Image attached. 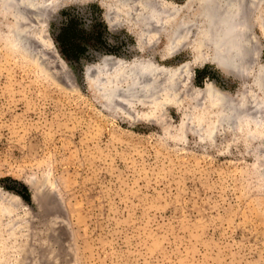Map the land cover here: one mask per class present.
Here are the masks:
<instances>
[{
	"label": "rangeland",
	"instance_id": "rangeland-1",
	"mask_svg": "<svg viewBox=\"0 0 264 264\" xmlns=\"http://www.w3.org/2000/svg\"><path fill=\"white\" fill-rule=\"evenodd\" d=\"M57 1L36 19L23 6L24 20L0 0V264H264V127L259 140L235 129L216 142L192 128L210 120L213 86L238 101L242 79L194 62L206 50L165 58V33L141 43L124 5L108 0L113 15L103 0ZM22 21L35 41L23 39L28 52L8 36ZM248 21L256 68L264 0ZM105 57L151 59L180 86L162 90L157 69L160 90L131 100L120 83L108 107L85 75ZM254 78L243 79L248 88Z\"/></svg>",
	"mask_w": 264,
	"mask_h": 264
},
{
	"label": "bare ground",
	"instance_id": "bare-ground-1",
	"mask_svg": "<svg viewBox=\"0 0 264 264\" xmlns=\"http://www.w3.org/2000/svg\"><path fill=\"white\" fill-rule=\"evenodd\" d=\"M1 1L4 5H10L12 7L9 9L10 7L7 6L9 9H7V11L14 12H12V14H15L16 9L18 12H22V10L20 11V8L22 9L24 6L25 9H28V11H32L31 14L34 13L32 16H35L34 19H36L35 14H41L42 16V13H44V15H46V7H48L47 9L50 7L51 11L52 9L55 10L57 3H59L57 0H16L22 4V6L20 4L19 6H16L17 3L13 2L14 0ZM111 1V4L115 5V7L117 6V9L118 6L122 7L123 5L127 7V9H123L124 6L120 8L122 10L121 12L124 11V14L126 12L128 13V22L133 25L134 29L138 33V39L141 41V43L144 44L145 40L153 35L165 33V40L167 43H169L167 50L168 52H166L165 58L171 56L174 51L188 46L196 53H199L201 50V52L204 50L209 53L211 52V56L209 57L205 55L203 56V54L202 56H197L194 62L206 61L212 63L225 75L232 76L239 80L243 78V75H246L247 77H255L253 81L254 83L251 86L252 88L255 87L254 90H243L241 94L242 99H237L238 101L233 99L232 96H230L227 92L220 90L217 86H213L211 88L209 91V96L212 99L211 105L214 109L213 112L209 114L210 116H208V119L211 121L204 120L198 125H194V127H192L194 128V133L199 135L200 139H208L210 141L216 142L217 137L220 136V130L230 134L231 131L235 129H237L236 132H239L243 136L250 139L259 140L262 137L260 134V128L264 127V100L263 98H258L257 95L254 97V92L258 90L257 92H259L261 95H264V62L260 65H257L256 68L252 66L257 56H259L260 51H258L259 46L256 45L254 41V34L250 28L251 24H249L248 21V17H250L251 14L259 12L262 0H184L183 5H178L174 2L166 0L165 2L160 0L159 3H155L154 0H110V2ZM107 2L108 0H103V8L114 15L115 12H112V9L114 8L106 5ZM113 2L118 3L114 4ZM163 4H165V7ZM194 6H196V10L191 16L186 14L183 15L184 11H187L186 13H188ZM113 11H115V9ZM23 12L25 15H27L25 10ZM23 12L21 15H23ZM21 15L19 16L20 18L22 17ZM25 17L26 16L23 17L24 20H27V17ZM111 17H109L107 13V17L105 18L107 19L109 27L114 28L116 26L117 19L115 20ZM174 17L176 19L172 20ZM28 20H30V18ZM21 23H23V21ZM21 23L19 26H16L13 29L11 28L8 36L11 34V36L15 38L17 43V45L15 43V47L19 46L23 48L24 51H27L30 48L28 47L27 49L26 46H30L32 42H35L32 39L35 40L38 36H32V42L30 43L28 39L31 38L29 37V33L25 34V32H28L26 30L30 29L28 21L26 24L23 23L25 24L23 25L25 27L21 26ZM33 25L31 27H33ZM35 27H37V25ZM190 33L192 34L190 35ZM24 38L25 41L28 39L29 43L24 42ZM24 43H27V45ZM32 45L35 46V43ZM170 48H172L171 51ZM32 49H34V47ZM107 59L110 58H103L101 61V66H96L93 69L88 67L85 71V75L86 79L88 78L92 84L94 83L97 90L100 89V91H102L100 93L98 91V93L102 96H106L107 102L102 99V103L108 107L114 104V102L117 100L116 98L120 96L118 92L120 90L117 88L120 83L121 85L127 87L126 89H128L127 91L124 90L128 92L124 95L128 96V94H130V98L132 100V97H138L139 95L143 96L144 93L146 95L148 93L152 95L154 93V89L155 91L160 90V87L162 86H160L161 81H164L162 82L163 86L169 85L164 87L162 90L172 88V81L176 80H173V73H168L169 71L163 67L162 69L161 67L158 68L151 59H135L127 65H125L124 60L121 61L112 58L110 62ZM251 60H254L253 63H251ZM188 65L189 64H184L180 66L179 70L182 71V69L188 67ZM157 69H160L159 72L163 73V79L158 81L160 86L159 88L157 86L158 84H154L160 78L159 76H162L157 71ZM155 71L160 74H157V76L159 75L158 77L156 76ZM176 71L178 72V70ZM187 72L188 71H186V73ZM187 75H185L186 78H188ZM181 76L180 78L182 79ZM155 77H157V80ZM176 82L175 86L172 88L173 90H175L178 86ZM101 86H103V88ZM242 87L244 88V86ZM201 94H199V96H201ZM246 95H249L246 99L247 102H245L243 99ZM248 102L249 104L246 106ZM208 124L209 126H207ZM254 126L256 129H254L255 131H253V133L246 132L248 127L252 128Z\"/></svg>",
	"mask_w": 264,
	"mask_h": 264
},
{
	"label": "water",
	"instance_id": "water-1",
	"mask_svg": "<svg viewBox=\"0 0 264 264\" xmlns=\"http://www.w3.org/2000/svg\"><path fill=\"white\" fill-rule=\"evenodd\" d=\"M245 76H246V75H243L244 78H242V82H243L242 84H244V88H245V89H248V90H249V89L254 90V88H252L251 86H249V88H248V87H247L248 85L244 83V80H243V79L246 78ZM246 85H247V86H246ZM239 87H240V86H239ZM239 87H238V88H239Z\"/></svg>",
	"mask_w": 264,
	"mask_h": 264
},
{
	"label": "trees",
	"instance_id": "trees-1",
	"mask_svg": "<svg viewBox=\"0 0 264 264\" xmlns=\"http://www.w3.org/2000/svg\"><path fill=\"white\" fill-rule=\"evenodd\" d=\"M60 41H61V43H64V42H63V40H60ZM64 50H65V53H67V54H68L67 50H66V49H64Z\"/></svg>",
	"mask_w": 264,
	"mask_h": 264
}]
</instances>
